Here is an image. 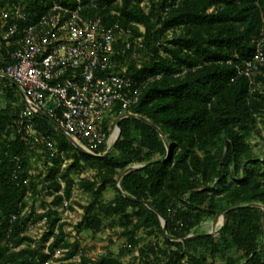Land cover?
<instances>
[{"label": "trees", "instance_id": "trees-1", "mask_svg": "<svg viewBox=\"0 0 264 264\" xmlns=\"http://www.w3.org/2000/svg\"><path fill=\"white\" fill-rule=\"evenodd\" d=\"M16 1L0 0V5ZM19 1L26 13L21 25L36 21L53 1L74 4L72 0ZM82 2L84 15L99 16L106 26L117 23L129 28L132 37H143L141 47L117 56L139 86L138 99L128 111L157 125L171 151L167 155L162 137L152 126L124 117L115 148L106 156L87 155L65 134L56 140L52 121L34 114L36 134L69 160L62 167L64 159L52 155L43 140L36 141L27 132L23 97L0 76L4 102L0 109V264H126L122 258L131 256L135 264H264V209L260 207L230 209L215 233L184 241L166 237L159 218L165 219L168 235L181 238L200 233L198 227L217 210L250 203L264 206V144L257 153L250 143L253 136L264 140V76L253 71L255 84L250 86V79L240 71L264 32V0ZM4 56L0 51V69L6 65ZM37 148L42 150L38 157L45 159L39 178L31 173ZM105 150L106 145H101L94 152ZM138 163L147 164L124 175L119 189L116 181L121 172ZM85 165L96 172L93 179L78 183L90 201L75 224L76 234H96L105 225L120 227L125 244L117 254H86L79 239H67L64 223L59 222L64 200L74 210L75 174ZM109 185L115 194L103 201L102 192ZM41 192L51 200L45 201ZM38 199L40 212L34 206ZM40 222L44 230L34 237L30 226ZM139 230L161 242L142 241ZM57 251L60 257L55 256Z\"/></svg>", "mask_w": 264, "mask_h": 264}, {"label": "built area", "instance_id": "built-area-1", "mask_svg": "<svg viewBox=\"0 0 264 264\" xmlns=\"http://www.w3.org/2000/svg\"><path fill=\"white\" fill-rule=\"evenodd\" d=\"M72 1V6L53 1L45 14L24 25V3L18 0L0 5V51H4L6 62L0 73L10 76L22 89L27 132L35 135L36 141L43 140L52 155H60L64 159L62 167L69 161L63 152L35 132L31 118L38 110L94 152L101 145L107 148L116 132L115 122L108 117L116 113L118 119L129 113L140 93L127 65L120 64L117 56L141 47L143 37H132L129 28L117 23L106 26L99 16L84 15L86 5L82 0ZM240 71L250 79V86L255 84L253 71L264 76L263 31L255 40L254 54ZM68 204L64 200L59 208V222L64 226L76 211ZM40 234L36 231L32 235Z\"/></svg>", "mask_w": 264, "mask_h": 264}, {"label": "rangeland", "instance_id": "rangeland-1", "mask_svg": "<svg viewBox=\"0 0 264 264\" xmlns=\"http://www.w3.org/2000/svg\"><path fill=\"white\" fill-rule=\"evenodd\" d=\"M144 4V2L142 3ZM138 60H142V56L139 55L137 56ZM3 98L0 96V109L3 107ZM111 121L115 122L117 119L114 117H108ZM107 121V119H106ZM52 123V129L56 131V136L55 139L58 140L61 138L62 134L64 133L58 128L56 124ZM262 135H264V131H262ZM250 143L253 147V149L257 152L260 153L261 146L264 144V140L262 139V136H253L250 139ZM38 151H35L32 154V171L31 173L34 174L36 178L40 177V172H42L45 169V159L44 157H38L42 153L41 148H37ZM96 170L94 167L85 165L84 169L75 174V179H76V185L73 188V195L71 202L74 206V209L76 210L75 213L73 214V218L67 222L64 226V230L66 232L67 239L70 241H73L74 239H79L81 245L84 247V252L92 257H96L97 255L107 253L108 251H111L115 254L119 252V250L123 247L125 244V237L121 235V228L120 227H109L107 225L104 226V228L96 233H81V234H74L75 231V224H73L76 219L82 216L83 214V206L86 205L90 201V196L88 192L84 191L80 185L78 184L79 181L82 178H89L93 179L94 174ZM43 195L45 201H50L51 196H48L44 194L43 192L40 193ZM115 194V191L112 187V185L107 186V188L102 192L101 199L103 201H108L113 198ZM35 208L40 212L43 210L42 204L40 199L36 200L34 202ZM213 217L206 220L205 222L201 223V225L198 227V230L200 233L202 232H207L211 228V221ZM44 227L42 223H38L35 225L34 229H32V232L29 231V233L33 234L34 232H39L42 233ZM137 235L142 239V241L147 242V241H154L157 240L158 242H161V238H155L153 236L147 235L143 230L137 231ZM137 254V252H135ZM56 257H60L61 253H56ZM123 262L126 264H135V258L134 256L131 257H123L122 258Z\"/></svg>", "mask_w": 264, "mask_h": 264}, {"label": "water", "instance_id": "water-1", "mask_svg": "<svg viewBox=\"0 0 264 264\" xmlns=\"http://www.w3.org/2000/svg\"><path fill=\"white\" fill-rule=\"evenodd\" d=\"M0 76H1V77H5L6 79H8L11 83H13V84L16 86V88L20 91V93H22V89H21L19 86H17V85L13 82V80H12V78H11L10 76H8V75L5 74V73H0ZM38 114L50 120V118H49V117H48L43 111L38 110ZM124 117H131V118H134V119L140 120V121H142L143 123H146V124L152 126V127H153V128H154V129L160 134V136L162 137V139H163V141H164V143H165V145H166L167 151H168L167 155L170 153V151H171V145H170V143H169L167 137H166L165 134L163 133V131H162L157 125H155L154 123H152L148 118L143 117V116H140V115H137V114H135V113H131V112L126 113V114L120 116V117L115 121L116 132H115V134H114V136H113V139H112L110 145L106 148V150H105L103 153H95V152L89 151V150L86 149L84 146H82L80 143H78L77 141H75V140H74L69 134H67V133H65V132H63V133L65 134L66 138H67V139H68V140H69V141H70V142L76 147V149L79 150L80 152L85 153V154H87V155H91V156H97V157H100V156H106L107 154H109V153L115 148L116 142H117V140H118V138H119V135H120V126H119V124H120V120H121L122 118H124ZM50 121H51V120H50ZM52 122H53V121H52ZM53 123H54V122H53ZM54 124H55V123H54ZM146 164H147V163H144V164H143V163H138V164L131 165V166L127 167L126 169H124V170L121 172L120 176L117 178V181H116V185H117V187H118L119 189H121V187H120V181H121V179H122V177H123L124 175H126L127 173H129V172H131V171H133V170H136V169L142 168V167H144ZM123 195L128 196L129 198L135 199L134 197L129 196V195L125 194V193H123ZM242 206H244V207H260V208L264 209V206H263V204H261V203H250V204H245V205H241V206H229V207H227L226 209H223V210H217V211L215 212V215H214L212 221H211V228H210L209 231H207V232H202V233H195V234H194V233H191V234H188V235H186V236H184V237H181V238H177V237H174V236H170V235H168V233H167V229H166V221H165V219H164L163 216H161V215H159V218H160V221H161L162 230H163L164 234L166 235V237H168L170 240H174V241H184V240H186V239L197 238L198 236H202V235H206V234H213V233H215V232H216L217 230H219V229L224 225V223H225V217H224L225 212L228 211V210H230V209H234V208H238V207H242ZM149 208H150L151 210H153V211L156 212V210H155V208H154L153 206H149Z\"/></svg>", "mask_w": 264, "mask_h": 264}]
</instances>
